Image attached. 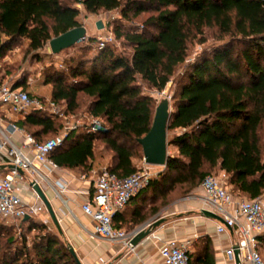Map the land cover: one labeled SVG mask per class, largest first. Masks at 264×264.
Here are the masks:
<instances>
[{
    "label": "trees",
    "instance_id": "trees-1",
    "mask_svg": "<svg viewBox=\"0 0 264 264\" xmlns=\"http://www.w3.org/2000/svg\"><path fill=\"white\" fill-rule=\"evenodd\" d=\"M79 3L90 15L119 9L125 19L147 16L140 25L114 26V38L128 53L110 43L91 58L70 56L62 69L44 70L52 100L65 101L69 114L87 100V113L102 123L97 131H70L49 154L58 167L89 175L108 155L110 172L132 174L134 159L143 157L138 138L148 132L157 105L151 93L170 81L174 85L167 126L174 152L155 180L113 216L112 225L118 228L133 199L157 202L139 213L136 225L215 169L226 175L234 196L262 197L264 0H0V57L23 40L27 51L36 52L79 26ZM206 29L215 30L218 42L188 61L189 44L197 37L204 43ZM25 84L24 78L14 82L24 89ZM16 124L40 142L62 128L61 119L41 110L28 111ZM20 222L39 233L31 247L19 245L13 234L1 238V223L0 264H78L67 242L47 231L44 221ZM257 241L264 252V233ZM202 242L189 250L190 264H215L209 238Z\"/></svg>",
    "mask_w": 264,
    "mask_h": 264
},
{
    "label": "built area",
    "instance_id": "built-area-1",
    "mask_svg": "<svg viewBox=\"0 0 264 264\" xmlns=\"http://www.w3.org/2000/svg\"><path fill=\"white\" fill-rule=\"evenodd\" d=\"M77 6L82 9L80 3ZM87 40L85 36L82 41ZM113 40L112 33L98 35L97 48L101 49ZM53 55L59 58L58 55ZM189 60L191 58H188ZM59 67L63 68V65L60 63ZM0 104L20 118L30 110H41L62 121L60 132L41 142L14 121L6 126H0V167L6 171L0 176V220L20 221L25 216L36 218L40 214L49 217L45 205L30 183L35 182L39 186L42 183L49 184L56 197L64 201L63 194L67 189V181L60 177L54 185L49 182L53 170L59 168L50 159L49 154L63 143L70 131L84 128L97 131L102 123L92 116H89L87 124L79 119L70 120L68 116L71 114L66 112L65 101L56 102L50 97L30 95L23 87L15 86L14 82L1 78ZM13 134L19 135V143L13 142L11 139ZM151 166L142 163L141 167L126 177H119L110 172L107 166L90 171L89 175L93 176L92 193L80 208L92 222V229L88 231L91 237L118 240L126 248L133 250L130 240L139 228L129 232L123 231L112 225V219L132 197L155 180L156 175L151 173ZM87 177L86 174L80 175L81 179ZM226 179L223 172L203 177L200 182L203 193L202 208L222 219V222L217 221L216 224L218 233L231 230L234 236L232 246L225 251L226 257L234 260V250L237 248L238 264H264V258L257 250V237L264 233V197L247 199L234 196ZM21 189L31 191L35 200L22 197ZM189 250L188 240L167 239L161 241L158 246L162 264H190Z\"/></svg>",
    "mask_w": 264,
    "mask_h": 264
},
{
    "label": "crops",
    "instance_id": "crops-1",
    "mask_svg": "<svg viewBox=\"0 0 264 264\" xmlns=\"http://www.w3.org/2000/svg\"><path fill=\"white\" fill-rule=\"evenodd\" d=\"M45 97H50V87ZM20 119L22 118L10 113L6 106L0 104V126H6L9 122H16ZM11 139L15 143H19L20 140L18 134L11 135ZM107 164L108 155H105L93 170H98ZM5 172L0 167V176ZM60 177L67 181V189L63 194L64 201L56 197L53 189L47 183L50 190L45 193H48L47 199L60 226L61 233L59 235L67 242L68 246L74 249L81 264H162L158 253L161 241L167 239L188 240L190 241V251L195 252L202 245L204 237H208L210 240L215 264H236L235 260L225 255V251L232 246L234 241L231 230L218 233L216 231L217 221L207 218L201 213L203 193L200 185L183 196L171 199L170 202L160 206L155 213L136 225L132 223L139 213L147 210L150 206H155L157 202H150L149 199L142 196L129 202L123 213L124 220L117 226L118 229L129 232L148 223L162 221L148 237L131 250L126 248L121 241L94 238L89 234L92 222L82 213L80 207L92 193L93 176L88 175L87 178L81 179L75 171L59 167L53 170L49 176V182L54 185ZM18 185L21 188V184ZM21 195L25 199L35 200L31 191L21 189ZM43 215L44 222L54 226L50 217ZM259 250L264 256L263 250Z\"/></svg>",
    "mask_w": 264,
    "mask_h": 264
},
{
    "label": "rangeland",
    "instance_id": "rangeland-1",
    "mask_svg": "<svg viewBox=\"0 0 264 264\" xmlns=\"http://www.w3.org/2000/svg\"><path fill=\"white\" fill-rule=\"evenodd\" d=\"M78 7V6H77ZM147 16V13L142 14L137 18L125 19L121 16L119 9H113L110 11H100L98 14H87L83 9H80L79 13V21L80 25H83L86 28V36L88 38L87 41L77 42L74 46L66 48L60 51L58 54L59 58L55 57L50 52L48 42L45 47L42 49L32 52L26 50V41L19 42L12 49L7 51L5 55L0 57V78L4 80H8L10 82H15L21 78H24L26 81L25 90L30 92L33 95L39 97H45L48 94V85L43 83V72L49 67H57L58 69H62L59 67L61 63L64 67V62L70 56H79L82 55L84 58H91L97 51V36L105 35L107 33L113 34V28L115 25H120L126 28L140 25L143 18ZM101 22L102 28L98 29L96 27V23ZM114 37V34H113ZM205 42L200 43V37H197L189 44V52L188 58H193L198 55L204 49L208 50L212 45L218 42L216 40L217 34L214 29H206L204 33ZM112 45L117 47L118 50H123L125 52H129L127 47H124L121 44L120 40L114 38ZM27 82H29L27 84ZM174 89V85L172 81H170L163 91L152 92L153 98L156 100V103L164 98L168 97L171 105V95ZM87 100L81 101V107L78 111L72 113L70 116V120L79 119L82 123L89 122V114L87 113ZM177 130L175 131V133ZM173 132H167V140L170 139ZM54 135H48L47 137H53ZM260 136L263 143L264 148V123L260 129ZM100 149V145H96V150ZM174 148L168 145V153H173ZM134 162L137 165V168L142 166V159L136 157ZM164 167L159 166H151V173L156 175V177L163 171ZM220 171L212 170L210 173L219 174ZM41 190L46 196L50 189L46 183H42L40 185ZM48 196V195H47ZM46 196V198H47ZM264 197V194H263ZM38 221H44V215L40 214L36 217ZM4 224L1 228V238L4 239L7 234H13L16 237L17 243L20 245L21 243H25L27 247H31L33 239L37 237L39 231L38 229H28L27 225L21 224L20 221H11V220H0V224ZM47 231L51 233L58 234L55 227L48 223ZM59 235V234H58ZM261 255L262 252L257 248Z\"/></svg>",
    "mask_w": 264,
    "mask_h": 264
},
{
    "label": "water",
    "instance_id": "water-1",
    "mask_svg": "<svg viewBox=\"0 0 264 264\" xmlns=\"http://www.w3.org/2000/svg\"><path fill=\"white\" fill-rule=\"evenodd\" d=\"M96 27L101 29L103 26L101 22L96 23ZM86 36V28L83 25L74 27L56 37H53L49 40L48 45L50 52L52 54H58L60 51L74 46L77 42H81ZM170 119V100L168 97H164L157 102L155 107L153 119L151 126L146 134L138 138V143L142 147L143 152V161L147 165L165 167L168 153V140H167V126ZM30 185L34 191L39 196L42 203L45 205V208L48 212V215L54 224L55 228L58 231V234L61 233L60 226L58 224L56 215L52 209L51 204L44 195L40 186L35 182H31ZM201 213L210 219L222 222V219L216 214L208 210H201ZM29 216L23 217V221L27 220ZM162 221H155L148 224L147 226L139 227L137 233L130 240L132 247H135L140 241L148 237L153 230L161 223ZM69 247L70 253L73 255L74 259L78 264H81L74 249L71 246ZM238 250H234V260L235 263H239Z\"/></svg>",
    "mask_w": 264,
    "mask_h": 264
}]
</instances>
